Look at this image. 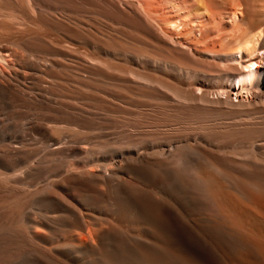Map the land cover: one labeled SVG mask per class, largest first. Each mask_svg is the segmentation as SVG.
Instances as JSON below:
<instances>
[{"label":"bare ground","instance_id":"1","mask_svg":"<svg viewBox=\"0 0 264 264\" xmlns=\"http://www.w3.org/2000/svg\"><path fill=\"white\" fill-rule=\"evenodd\" d=\"M97 2L128 40H87L200 92L146 73L128 91L150 100L109 92L99 51H81L91 34L74 0H0V29L14 32L0 34V93L18 121L44 110L26 122L42 161L29 163L25 138L17 160L0 148V264H264V0H192L194 20L149 0ZM189 22L198 38L176 41ZM52 30L84 65L41 62ZM164 46L196 49L208 69L159 55ZM160 100L172 109L150 112Z\"/></svg>","mask_w":264,"mask_h":264},{"label":"rangeland","instance_id":"2","mask_svg":"<svg viewBox=\"0 0 264 264\" xmlns=\"http://www.w3.org/2000/svg\"><path fill=\"white\" fill-rule=\"evenodd\" d=\"M97 1L98 0H74V6L75 5L77 6L76 7L77 9H75V10H77V11H75L76 14L78 13L79 16H81V19L82 18L86 19V20L82 19L85 23H89L90 24V25L88 24L86 26V29L89 30L91 35L88 36L89 35L88 34L86 36V33H85L84 36H83L84 38L81 37L80 40H79V41H81L82 39H84V40L81 41V45H82L81 51H86L87 50V51H90V52H93V53L95 51H99L98 53L96 52L97 53L96 57L99 58V62H96V61H98V60H96V61H94V63L93 62L92 63L94 64V66H96L98 68L100 67L101 69H103L104 72L106 73V89L109 90V92L117 91L120 88V87L117 88V85L121 84L120 86L123 85L120 88L122 91L119 89L118 92H120L121 95H127L129 100L131 99L132 102H133V100L145 99L146 97H144L143 95L141 96V94L138 93V92H131L130 90H129L130 92L128 91V87L130 85H134L131 82L132 81H137V77L141 73H146L149 76L151 75L150 77L153 76L152 78H156L157 80H160L162 82L166 81L165 83H168L174 89L176 88L177 89L176 91H178L181 94H185L188 88H192L193 90H195V92L197 91L195 88H198V84L197 85H191V83H190L191 81H188V79H186L185 77L179 76L178 74L174 73L173 71H170V70H166L165 71V69H161V68H159V69L158 68H153V67L151 68V65L150 66H146V65L143 66V64L141 62L137 61V59L132 58L131 56H128V55H126V57H125V55L124 56L123 55H120V56L119 55H115L111 51L103 52L102 50L98 49V46L95 43H91L89 40H87V39L90 38V40L92 42H102V43L104 42V40L107 41V40H111L112 38L114 40H116L118 43H121V42H124L125 40H128L127 37L124 35L125 31H124V33L122 32L124 26L122 25L123 26L122 27L121 23H119L118 20H116L114 18H111V16L109 15V12L106 10L107 6L105 4L102 5L103 2L98 3ZM99 1H102V0H99ZM149 1H153L154 2V3L150 2V3L154 4V5L151 4L152 7H154V8H155V5H158L157 8H156L158 11L155 10L157 12V14L159 13L158 15L161 14V16L173 17V16L178 15V13L184 16V13H185V14H187L185 16H187V17L190 16V19L191 18L193 19V17H192L193 14L192 13L194 11H192L193 10L192 0H191V2H190V0H149ZM155 1L158 4H156ZM103 7H105V8H103ZM97 8H99V9L97 10ZM95 11H98V12L96 13ZM189 11H192V12H189ZM103 13H104V15H103ZM80 14H82V15H80ZM99 14L102 15V16L100 17ZM96 15H99V16L96 17ZM99 17L100 18L104 17V18L100 19ZM108 17H110L111 19L108 18ZM96 18H98L97 19L98 21L96 20ZM91 19L94 22L97 21L96 23H98V24L100 23V25L97 24L98 26H96V23H95V25L91 29H89L91 24H94V22H92ZM112 19L115 20V21L113 22ZM116 22H118L120 25L117 24ZM110 23H111L112 26H114L113 27L114 29L110 28L111 27L109 25ZM189 23L190 24L186 28L184 34L180 35V37L178 36L177 38L176 37L174 38L176 41L185 40V42H187L190 38H194V37L198 38V36H199L198 30L195 29L193 31L194 33L193 32L191 33L190 25L192 23L191 22H189ZM103 27H104V29H103ZM9 31L10 30L0 29V34H4L3 36L14 35V34H12L14 32H11V31L9 32ZM54 31H56V32H53V30H52L51 34H49L46 37L44 36V39L46 40L45 45L47 46V48H45L46 52H45V49L43 50L45 52V53L43 52V57H45V58H43L41 60V62L45 63L47 65H50L52 63V61H54L55 63L63 64V65H66V66H71V67L84 65L83 61L76 57V55H77L76 53L75 54L74 53H70L71 55H66V54L60 52V50H57L58 49V45L56 44L57 40H60L61 38L64 39L65 35H66V32L59 31V30L58 31L54 30ZM229 31L227 30V33ZM223 32H226V30L222 31L221 33H223ZM229 34H231V33L225 34V36L226 37H230ZM213 36L215 37L214 34H212L210 37L213 38ZM95 37H96L97 40L98 39L99 40L98 41L96 39L94 40L93 38H95ZM85 38H86V40H85ZM103 38H105V39H103ZM227 39H230V38H227ZM208 40H209V38H208ZM208 40H206V41H208ZM47 41H48V43H47ZM134 42H135V40L133 38L132 43L135 44V46H138V45L142 46L139 43H136V42L134 43ZM63 44L66 45V46H69L72 49L76 48L75 44H71L70 45L67 42H65ZM136 44H138V45H136ZM54 45H56L57 47L55 48ZM49 47L51 48V50H50ZM52 48H54V49H52ZM96 48H97V50H96ZM162 48L161 47L158 48L157 53L159 55H163V56H165V57H167V58H169V59H171L173 61L179 62L180 64L182 63L183 65L182 64L181 65L184 66V67L187 66L186 68H189V66H190V68L192 67L194 69H205V68L208 69V63H206V61L200 60L199 58L190 55L191 53L192 54L193 53L194 54L197 53L196 49H193V50L191 49L189 51H184L183 49H179V48H177L175 46H173V47L172 46H164ZM145 49H147V48H145ZM29 53H30L29 54V59L30 60L34 61V58H36L35 59L36 61L39 60L36 57V53L34 54V51H30ZM7 58L11 59L10 56H8ZM50 60H51V62H50ZM206 64H207V67H206ZM203 65H205V67ZM134 76H137V77H134ZM182 78H184V80ZM48 80H49V78H48ZM122 81H126V82H124V84L125 83L126 84L124 85ZM127 83H130V85L127 84ZM209 91L210 92H214L215 89L214 90H209ZM197 92H200V91H197ZM218 93H219V91L217 92V94H214V96L215 97L218 96V95L219 96H223L220 93L219 94ZM209 96L210 97H214L213 94H210ZM234 96H235V93L233 92L232 98L234 100H236L237 98H235ZM242 96H245V95L242 94ZM240 97H241V94L239 95V98ZM145 100H150V99L146 98ZM124 106L125 107H130V105H128V104H127V106L126 105H124ZM133 108H134V106H133ZM169 108L172 109L171 107L165 106L164 101L160 100V101H158V104H156V106H155V111L156 112L155 111H150V112H153V113H157L158 112V114H159V112H161L163 110H169ZM23 111L25 112L24 115L26 117L21 119L20 121H18V114L17 113H12V109L10 108L6 98L0 93V148L7 149V153H9V156H6L7 160H10V161L17 160L21 156V154H19V153L14 154L15 151H14L13 148H17L19 146L18 141H20L21 139L25 138L29 143H31V145H30L31 146L30 147L31 157L29 159V163L33 164V162L36 163V162L42 161V159H43L44 151H42L40 148H38V146H39V142L38 141L40 140L42 135L39 134V133H36L34 131L29 130L28 129V125L26 124V122L30 118L35 117L34 115L37 116L44 110H40V108L38 106H34V107L30 108V109H26V110H23ZM6 122H8V123L6 124ZM65 131H66V133H72L71 130H65ZM65 131L63 130V132H65ZM114 136H115V134H113V133L108 135L109 138H112ZM84 147H86V146H84ZM95 169H97V168H92V167L90 168L91 171H95ZM0 171H1V168H0ZM40 181H41V179H38L37 182H40Z\"/></svg>","mask_w":264,"mask_h":264}]
</instances>
